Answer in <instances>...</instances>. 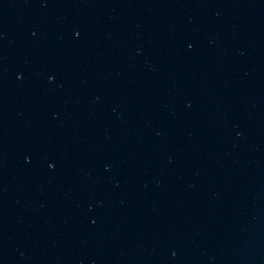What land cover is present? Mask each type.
I'll list each match as a JSON object with an SVG mask.
<instances>
[{
	"label": "water",
	"instance_id": "1",
	"mask_svg": "<svg viewBox=\"0 0 264 264\" xmlns=\"http://www.w3.org/2000/svg\"><path fill=\"white\" fill-rule=\"evenodd\" d=\"M0 264H264V0H0Z\"/></svg>",
	"mask_w": 264,
	"mask_h": 264
}]
</instances>
